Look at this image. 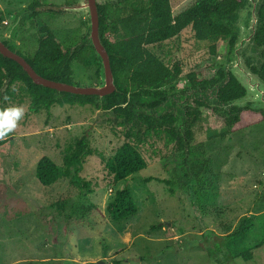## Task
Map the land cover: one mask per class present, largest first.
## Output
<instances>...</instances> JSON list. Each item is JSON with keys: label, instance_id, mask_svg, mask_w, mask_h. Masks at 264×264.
Segmentation results:
<instances>
[{"label": "rangeland", "instance_id": "rangeland-1", "mask_svg": "<svg viewBox=\"0 0 264 264\" xmlns=\"http://www.w3.org/2000/svg\"><path fill=\"white\" fill-rule=\"evenodd\" d=\"M35 1L0 0L1 37L26 14L9 42L21 54L35 53L43 26L71 43L89 34L86 14L59 10L57 15L47 9L80 0H38L39 16L31 18L35 10L29 7ZM193 2L171 0L173 14ZM227 54L224 41L215 55L209 54L190 29L161 48L168 65L179 61L184 73L198 70L209 76L224 67ZM71 67L74 82L99 84L95 66L73 62ZM187 86L179 81L176 90ZM213 92L206 99L209 108L200 109L201 121L192 128L194 139L185 151L167 144L163 133L139 145L147 168L127 180L138 211L115 222L106 207L124 182H114L105 161L127 141L126 128L113 113L91 104L54 105L50 113H32L24 85H13L11 98L0 100V107L22 106L24 115L0 139H9L0 152V264H264V124L224 135L223 121L212 111L217 107ZM253 103L264 110L260 100ZM179 109H174L178 122L185 117ZM167 110L169 105L161 113ZM82 138L93 154L85 157L80 176L91 183L93 193L81 196L64 180L43 187L35 175L39 160L46 156L64 167L65 156ZM245 220L253 221L252 231L222 246L226 257L220 260L214 243L237 232ZM246 251L253 255L249 261L239 256Z\"/></svg>", "mask_w": 264, "mask_h": 264}, {"label": "trees", "instance_id": "trees-1", "mask_svg": "<svg viewBox=\"0 0 264 264\" xmlns=\"http://www.w3.org/2000/svg\"><path fill=\"white\" fill-rule=\"evenodd\" d=\"M242 2L243 0H194L187 9L177 15L173 14L171 0H123L118 4H99L101 38L110 55L117 92L103 99L96 96L60 94L34 85L22 67L0 54V100L10 99L12 86L22 83L30 96L32 113H39L41 110L50 113L52 106L66 104H91L105 112L113 113L115 121L120 122L117 124L126 128L124 136L127 141L105 161V168L113 176L115 183L124 182V185L116 192L106 211L112 221L125 220L138 211L127 180L147 168V162L138 149L139 145L147 143L154 135L163 133L167 144L175 145L177 152L185 151L194 139L192 128L201 121L200 108H209L204 102H196L197 109L187 113L188 129L182 137L173 126L175 117L172 113L154 118L145 110L139 112L138 107H160L166 101L163 90H175L176 84L182 80L187 81L190 87L201 89L207 85L216 86L225 80V84L218 88L216 94L219 105L238 99L246 93L232 74L226 77L222 68L209 76L198 70L184 73L179 61L168 65L161 56L162 46L190 29L197 42L206 44L209 54L217 53V44L220 41L226 42L231 51L236 37L221 20L232 14ZM40 5L36 0L29 8ZM49 12L61 14V11ZM38 16L39 13L35 12L31 18ZM259 16L261 22L255 40L257 45L262 47L264 4ZM39 34L38 47L32 56L23 55L13 46H9L12 51L22 55L39 75L53 81L73 83L71 65L77 62L85 67L95 66L99 76L101 60L96 57V52L88 43V33L78 43L61 39L48 26L41 27ZM262 56L264 58V51ZM252 71L264 80V63L260 70L252 67ZM143 98L153 101L143 102ZM125 103L126 106L123 105ZM2 110L4 108L0 107V111ZM212 111L221 117L222 126L226 128L224 135L264 124V110H254L250 106L231 107L227 111L217 106L212 108ZM8 142L9 139L0 141V152ZM92 154L88 142L82 138L76 142L73 151L65 156L64 167L58 166L49 157L41 158L36 166V178L43 187L53 186L58 181H67L81 196H89L93 193L92 185L82 178L80 173L83 171L85 157ZM151 180L155 179H148ZM83 216L84 214H81L80 218ZM253 226V221L245 220L237 232L225 236L221 243H214L217 251L222 253L220 260L226 257V252L222 251L221 247L227 248L230 242L245 238ZM239 256L245 261L253 257L251 251L243 252Z\"/></svg>", "mask_w": 264, "mask_h": 264}, {"label": "water", "instance_id": "water-1", "mask_svg": "<svg viewBox=\"0 0 264 264\" xmlns=\"http://www.w3.org/2000/svg\"><path fill=\"white\" fill-rule=\"evenodd\" d=\"M264 0H243L242 4L232 14L225 16L221 21L229 26L232 34L236 37L234 46L226 56L224 70L226 77L232 74L239 84L245 89V95L234 99L228 103H218L217 97L214 106H219L223 110H229L231 107L243 108L250 106L252 109H263L257 107L253 101L260 100L264 103V80L252 71V67L261 69L264 58L262 52L264 46L260 47L256 43V33L260 26V10ZM99 3L97 0H80L76 5L48 7V10L68 11L80 14H86L88 17V43H90L96 52V57L101 60V69L99 71V84L96 86L88 84H78L76 82H58L46 79L39 75L35 69L26 61V59L9 48V42L16 37L17 30L22 21V15L18 16L16 22L9 30L7 37L0 36V54L7 59L13 60L31 79L32 83L43 88L54 90L60 94H69L72 96H96L101 99L107 98L118 89L115 84V78L111 67L110 55L103 44L100 30V16L98 11ZM35 12L41 10L40 7L34 8ZM32 12H27L30 15ZM33 14V13H32ZM221 64V63H217ZM221 66V65H220ZM225 84V80L220 82L214 88V94H217L218 88ZM143 102H151L153 99L143 98ZM169 102L166 103V106Z\"/></svg>", "mask_w": 264, "mask_h": 264}, {"label": "flooded vegetation", "instance_id": "flooded-vegetation-1", "mask_svg": "<svg viewBox=\"0 0 264 264\" xmlns=\"http://www.w3.org/2000/svg\"><path fill=\"white\" fill-rule=\"evenodd\" d=\"M122 1L123 0H118L117 2H115V1L107 0L105 3L118 4V3H121ZM97 2L99 3V2H103V1L97 0ZM229 52H230V50H229ZM216 86L207 85L204 89H201L200 87L187 86L182 91H179L176 89L170 90V88H166L162 92L163 95L166 96V101L163 102L160 105V107H157V108L144 107L143 109L138 107V110H139V112L142 110H145V112L147 114L153 116L154 118H159V117L163 116L164 114H166L167 112L172 113L173 116L175 117V121L173 123V126H174L177 134L183 137L186 134V131L188 129V124H189L188 123L189 117L187 116V113L193 112L194 110L197 109V104H196L197 101L204 102L205 104L208 105V103L206 102V99H207V97H209L212 94V92L214 91V88ZM167 102H169L170 110H167L164 113H161L162 108L165 107ZM179 102H180L181 106H179ZM123 105L126 106L127 104L125 103ZM179 108L183 109V113H184L185 117H184V119H182L181 121L178 122L177 112L182 111ZM201 108H204V107H201ZM174 109L175 110L177 109L176 113L174 112Z\"/></svg>", "mask_w": 264, "mask_h": 264}, {"label": "clouds", "instance_id": "clouds-1", "mask_svg": "<svg viewBox=\"0 0 264 264\" xmlns=\"http://www.w3.org/2000/svg\"><path fill=\"white\" fill-rule=\"evenodd\" d=\"M23 115L22 106L9 107L0 111V139L8 136L17 127Z\"/></svg>", "mask_w": 264, "mask_h": 264}]
</instances>
